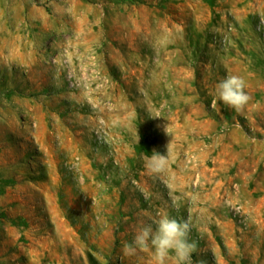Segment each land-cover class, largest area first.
<instances>
[{
    "label": "rangeland",
    "instance_id": "rangeland-1",
    "mask_svg": "<svg viewBox=\"0 0 264 264\" xmlns=\"http://www.w3.org/2000/svg\"><path fill=\"white\" fill-rule=\"evenodd\" d=\"M164 213L194 264H264V0H0V264H151L123 245Z\"/></svg>",
    "mask_w": 264,
    "mask_h": 264
},
{
    "label": "clouds",
    "instance_id": "clouds-1",
    "mask_svg": "<svg viewBox=\"0 0 264 264\" xmlns=\"http://www.w3.org/2000/svg\"><path fill=\"white\" fill-rule=\"evenodd\" d=\"M245 89L246 81L242 77L228 75L216 84L213 105L222 103L237 113L242 112L250 101ZM138 140L137 135V142ZM144 160L148 174L157 176L165 171L166 155L154 151L151 156H145ZM192 199H197V196L193 195ZM172 206L176 209L180 207L175 199ZM191 231L190 216L177 219L164 213L148 222L141 220L132 240L124 243L123 251L127 256H134L138 252L147 253L151 264H167L172 256L175 264H194L193 255L197 251V242L191 239Z\"/></svg>",
    "mask_w": 264,
    "mask_h": 264
}]
</instances>
